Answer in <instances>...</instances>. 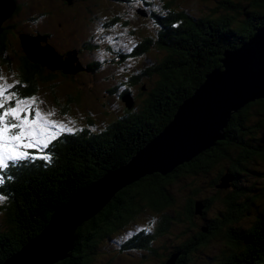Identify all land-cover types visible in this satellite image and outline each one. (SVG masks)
Segmentation results:
<instances>
[{"label":"trees","instance_id":"16d2710c","mask_svg":"<svg viewBox=\"0 0 264 264\" xmlns=\"http://www.w3.org/2000/svg\"><path fill=\"white\" fill-rule=\"evenodd\" d=\"M8 1L7 18L0 21V43L5 47L13 42L12 35H18V30L26 38L36 37L39 41L48 39L55 32L50 25L33 35L26 32L19 19L14 21L13 17L21 13L23 16L29 6L19 0ZM113 1L131 6L133 14L138 11L140 18L152 24L148 30L143 23L147 35L138 27L134 31L136 35L130 34L139 38L140 46L132 44L126 52L135 47L139 69L125 73L129 68L116 64L112 70L124 72L122 77L129 81L123 78L114 80L112 74H105V71L98 70L93 74L92 70L99 68L98 63L81 61L79 54L83 52L84 56L85 52L98 48L101 40L95 46L71 47L65 59L73 56L70 64L78 66L71 72L59 67L51 69L33 60L24 47L22 55L17 58L14 54L12 56L16 61V73L14 77L9 75L14 79L13 87L6 92L18 91L20 98H30L32 93L42 92L44 101L48 100L54 113L69 122L68 129L71 131L67 130L72 134H57L40 155L0 169V206L4 209L0 215V262L33 238L46 225L53 209L66 202L74 191L122 165L147 139L155 136L169 122L178 105L201 83L207 69L217 66L221 51L237 49L264 26V0H203V4H213L195 6V9L201 10L200 14H205L198 17L187 12V2H179V5L175 2L178 7H172L173 2L178 0ZM85 10L86 16H89L90 9L85 7ZM44 12H35L27 19L30 18L35 25L38 22L40 28L43 14L49 19L57 16ZM68 15L73 17L71 13ZM208 15L211 19L205 18ZM99 17L104 30L108 25L126 34L129 27L126 12ZM86 20L92 22L91 18ZM126 24L128 27L124 28ZM154 25L160 27L154 30ZM212 26L216 30L215 50L208 49L209 43L203 38L209 35ZM166 35L174 47L189 45L190 39H197L198 44L192 45L200 47L204 55L216 53L214 60L197 66L198 69L188 67L157 77L150 76V72L159 65V60L145 50H149L151 45L158 47ZM39 41L35 42V47H48L39 44ZM110 45L106 42L107 51H112ZM0 57L11 61L10 54ZM56 57L60 60L58 55ZM110 63L115 64V61L111 59ZM183 64L185 62L181 57H172L169 62L165 59L161 63L162 69L171 71ZM102 66L103 62L100 68ZM99 74L103 75L102 82L106 83L104 89H100L106 93L102 100L96 97L97 85L90 80ZM141 79L140 89L144 99L141 103H134L130 88L134 85L139 88ZM152 81L157 84L156 87ZM121 86L124 88L122 95L129 97V106L115 94ZM54 87L59 94L50 95ZM90 87L94 88L90 91ZM80 95L87 99L86 102L75 104ZM7 104L15 106L13 100L7 101ZM90 104H97L98 108L88 110ZM43 156L50 159L39 158ZM263 160L264 98L240 105L226 120L222 137L200 152L164 174L146 173L117 189L97 212L77 224L71 233L73 242L68 254L52 264H109L110 261L116 264L111 259H105L103 252L96 254L102 244L109 248L111 244L108 242L114 239L117 241L114 246L124 247V252H132L121 264H134V260H139L136 264H168L173 255V264H193L201 254H205L204 247L218 238L230 240L237 250H229L226 258H220L221 261L215 264H264V197L259 199L264 169L256 168ZM248 173H257L253 184L246 176ZM234 178L241 179L242 183H233ZM221 182L226 186L219 187ZM174 189H183L189 194L178 204L174 202ZM239 211L243 217L255 212L260 222L255 217L254 222L238 220L229 223ZM224 225L227 228L225 234L221 231ZM128 235L136 237L132 245L126 239ZM211 237L214 239L209 241ZM142 250L147 257L140 259L138 251ZM208 258L209 264H212L213 256Z\"/></svg>","mask_w":264,"mask_h":264},{"label":"rangeland","instance_id":"374dc122","mask_svg":"<svg viewBox=\"0 0 264 264\" xmlns=\"http://www.w3.org/2000/svg\"><path fill=\"white\" fill-rule=\"evenodd\" d=\"M19 1L22 3H26L30 8L27 7V9L29 10H26L27 12L23 13V16L21 13L19 14L18 17L17 16L13 17V20L15 21L19 19V23L23 25V29H25L26 32L32 33L33 35L37 31H44L45 30L44 28H48V25L52 26L55 29V32L50 37H48V39L42 38L44 41H39V39L37 40L35 37V38H31L29 40V43L27 44L31 46L32 48H37L36 50H41L42 52L41 54L43 55L45 54L47 58L49 59L50 58L52 59L54 56L47 55V53L44 51V48L35 47V44H36L35 42L39 41V44L42 43L43 45H47L51 47L54 51H56L60 60L57 58L52 59L53 61L49 63L50 66L46 65L47 67H51V69L59 67V68H62L65 72H71L75 69L77 70L78 66H75V67L71 66L70 57H67L65 59L71 47L75 46V49H79L78 45H80L81 47L87 46V45L95 46L96 42L101 40V45L98 48H94L90 50V52L84 53L86 56L85 55L83 56V52L79 54V58L82 57L81 61H83L86 64L89 62L95 61L94 58H97L104 62L107 61L106 66L104 65V62H103V66L101 68L95 67L92 70L93 74H95L96 71L98 70L103 71V72L105 71V74L111 73L114 80L123 78L125 81H129L128 78L122 77V73L124 72L132 73V72H135V70L133 69H137V70L139 69L140 61L137 60V55L134 53L135 47L131 48L129 51L126 52V50L129 49V47L132 44H135L138 47L140 46V42H138L139 38L137 36H130V34L136 35L134 31H136V27H138L143 32L144 35H147V31L144 28L143 23L147 25L146 27L148 28V30H150V28L152 27V24L151 22H145L144 19L140 18L137 15V13H139L138 11H136L135 14H133V10L131 6L124 4V3L115 2L113 0H19ZM175 2L178 5H179V2H187V5H188L187 7H189V10H187V12L190 11L192 15H194L195 17L196 16L198 17L200 15H203V16L205 15V14H200L199 11L201 10L198 11V9L194 8L195 6L202 7V5L210 6L211 4H213V2H207L203 4V0H178V1L173 2L172 7H178L175 5ZM181 6L185 8L182 4ZM85 7H88L90 9L89 16H86ZM33 8L39 11H36ZM8 10H9V7L0 11V21L7 18ZM41 11L43 12L45 11L46 13H49V16H53V15H57V16L51 17L50 18L51 20H50L46 14L45 15L43 14L42 18L40 19L41 20L40 23L42 27L39 28L38 22L35 25V22H33L30 18L27 19V17H29L31 14L35 12L41 13ZM120 12L127 13L129 27L127 24L124 27V28L128 27L126 34L123 35L119 29H117L116 27H110L108 25L106 26L107 30H104V26L100 23L101 18L99 16H105L106 14H112V13L119 14ZM70 13L73 15V17H70V15H68ZM88 18H91L92 22L89 20H86ZM205 18L211 19L209 15L206 16ZM54 19H58V20L53 21ZM86 23H87V27L84 28ZM210 23L213 25L212 22ZM159 27L160 25H154V30H157V28ZM100 31L102 32L101 34H99ZM20 32L21 31L18 30L17 31L18 35H12L13 42L8 43L7 47H5L6 45H3L0 43V47L2 48L0 51V55L7 56L8 54H10V57H11V61L8 59H5L4 57H0V76H2L3 78L2 80H0V83L6 82L7 84L12 85V87H13L14 79L11 76L14 77L16 73V70H15L16 61L14 62L12 56L14 54L17 58V56H20L24 53L23 52L24 48L22 49L23 47L22 44L24 43L20 44L19 40L25 36L22 35L23 33H20ZM208 34H209L208 36L203 37V38L206 39L209 43L208 49L215 50V32H214L213 26H212V29L210 28V32H208ZM17 36H19L18 42H17ZM163 39H164V42L162 40L163 43L158 44V47H156L155 45H151L149 50L147 48L145 50L149 52L150 56L155 57L157 60H159V65L150 72V76L157 77L161 74H165L168 71L170 72L182 71L184 70V68L186 69L188 67H195V69H198L197 66L202 65L205 62H210L214 60L216 53L211 52L210 54L204 55L203 50L200 47L196 45H192V43L198 44L197 39H194V38L190 39L189 45H186V46L178 45L176 47L172 46V44L169 43L168 35L164 36ZM46 41H48V43H46ZM183 41L185 42V44L187 43V41H185L184 39H182V42ZM106 42L111 44L110 46L112 48V51H107L105 49ZM28 52L30 53L32 51L28 50ZM38 55L39 54H34L33 52V56L31 55L30 58H32L33 60H36V58L43 57V56H38ZM33 57H35V59ZM138 57L140 56L138 55ZM172 57H181V59L184 60L185 64H183L177 70H173V71L167 68L162 69V65H161L162 61L166 59L169 62L171 61ZM111 59L115 61V64L110 63ZM74 60H76V54H74ZM77 60H78V57H77ZM116 64L118 66L125 65L126 67L129 68V70H126L124 72H119V73L112 71L113 68L116 66ZM215 67L216 66L209 67L206 72L214 69ZM80 76L84 78L83 75H80ZM102 79H103L102 74H99L98 76H92L90 79L93 85H97V87L95 88V92H96L95 94L99 100H102L103 99L102 97H106V93L100 91V89H104L106 85L105 82H102ZM142 81L143 79H141L138 84L139 88H137V85H134L132 89L130 88L131 96L134 99V103H141V101L144 99V95L142 93V90L140 89L141 88L140 84H142ZM152 84L154 85V87H156L157 85L153 81H152ZM43 86L48 87L47 84H44ZM93 88L94 87H90L89 90L91 91ZM195 88H197V86ZM195 88L193 89V92ZM123 89L124 88H122V86L118 87L115 94L118 96V98L121 97L124 100V102L127 104V106H129L130 101L127 99V96L122 95ZM37 92L38 93H32L31 94L32 97L30 98H25V97L20 98L19 96L21 93H19L18 91L14 92L15 96L12 98L14 103L16 102L17 99L31 101V98L33 97L36 98V101L34 104H32L30 111H28L27 113H21V116L27 114L29 119H33L35 118V112L39 110L42 116L45 117L47 121L49 122L48 124L49 133L53 134L54 136L62 132H65V134H68V135L72 134L71 132L67 130L69 122H66L64 119H62L61 116L55 114L52 108L49 106L48 100L45 99L44 101L42 92H39V91ZM12 93L13 92H4L3 97H7L11 95ZM54 94H59V91L57 90L56 87H54L52 89V92H50V95H54ZM78 99L79 100H75L74 103L79 104V105L82 104L81 101L86 102L87 100L85 97H83V95H80ZM5 107H10L7 104V101L5 103ZM94 107L98 108L97 104H95L94 106L90 104L88 110H92L94 109ZM2 112H3V109H0V113ZM53 122L55 123L54 127L52 126ZM61 126H64L63 130H61ZM106 148H109V147L107 146ZM42 149L43 147H34V148L27 149V151L30 153L32 157H36L40 155ZM12 164H14V162L8 163V165H12ZM256 168L258 170H263L264 160L261 161V163L258 166H256ZM246 176L249 177L250 183L253 184L254 183L253 180L257 176V173L256 174L248 173ZM1 181L2 179H0V182ZM246 181H247V178H246ZM226 182H227V179H226ZM232 182L241 184L242 180L239 178L235 180L234 178ZM220 185L221 186L219 187L223 188L226 186V183L223 184L221 182ZM83 188H80L76 191H79ZM261 189L262 190L259 195L260 196L259 199H262V196L264 197V178L262 179ZM188 194L189 193H187L183 189H174L173 190L174 202H177L178 204L181 203L183 198L187 196ZM1 200L2 198L0 197V203H1ZM2 204H4V197H3ZM2 213H4V209L3 207L0 206V215H2ZM255 216H256V213L251 212L245 217H243V214H241V211H239L238 213L235 214L234 218L229 223H232L238 220L245 221V222H254ZM262 218H264V216ZM226 229H227L226 225H224L222 226L221 231H223L224 233ZM213 239L214 238L211 237L209 241ZM108 243L111 244L109 248L103 247L104 244H102L101 249L96 254L98 255L101 252H103L105 254V259H111L116 264L124 263L132 254V252H124L125 251L124 247L114 246L117 243L115 239ZM208 244L209 245L204 247L205 254H201L199 258H197L195 261L192 262L193 264H209L208 256H213L212 264H215V262L221 261L220 258L225 259L226 256L229 254V250L231 251L237 250V248H234L232 246L231 241L226 240L225 238H218V240H213V242H210ZM222 253L224 254V256L222 255ZM137 261L139 260H134L132 263L136 264ZM109 264H113V263L110 261Z\"/></svg>","mask_w":264,"mask_h":264},{"label":"water","instance_id":"95a60500","mask_svg":"<svg viewBox=\"0 0 264 264\" xmlns=\"http://www.w3.org/2000/svg\"><path fill=\"white\" fill-rule=\"evenodd\" d=\"M218 63L155 136L122 165L71 194L53 209L33 238L0 264H52L65 257L72 246V230L117 189L146 173L164 174L220 139L233 111L247 101L264 98V26L237 49L223 51Z\"/></svg>","mask_w":264,"mask_h":264},{"label":"snow or ice","instance_id":"6c2138e0","mask_svg":"<svg viewBox=\"0 0 264 264\" xmlns=\"http://www.w3.org/2000/svg\"><path fill=\"white\" fill-rule=\"evenodd\" d=\"M0 76V80H2ZM12 85L0 83V167H8V162H17L33 159L27 149L34 147H48V142L55 136L49 133V122L42 116L41 112H35V118L29 119L28 115L21 116V113L30 111L36 98L31 101L17 99L15 106L5 107L6 101L12 100L15 93L3 97V93L11 88ZM52 126H55L53 122ZM64 126H61L63 130ZM71 131V129H68ZM45 160L50 159L48 156L39 157Z\"/></svg>","mask_w":264,"mask_h":264},{"label":"bare ground","instance_id":"6f19581e","mask_svg":"<svg viewBox=\"0 0 264 264\" xmlns=\"http://www.w3.org/2000/svg\"><path fill=\"white\" fill-rule=\"evenodd\" d=\"M9 7V1L8 0H0V11L3 10V9H6ZM29 40L28 38L26 37H23L22 39H20V43H24L22 44V46L24 47V50H26L28 52L29 51H32L30 52V54L33 56V52L34 54H39L38 56H43L42 58H36L37 61L47 65V66H50V62L53 61L52 59L54 58H57V53L52 50L51 47H47V48H44V51L47 53V55H53L54 57L51 59L47 58V56L44 54H41V50H36L37 48H32L31 46L27 45L29 43ZM31 43V41H30ZM32 48V49H30ZM50 51V52H49ZM29 52H28V55H30ZM30 55V56H31ZM35 59V57H33ZM71 59H73V56L71 57Z\"/></svg>","mask_w":264,"mask_h":264},{"label":"flooded vegetation","instance_id":"af4514ba","mask_svg":"<svg viewBox=\"0 0 264 264\" xmlns=\"http://www.w3.org/2000/svg\"><path fill=\"white\" fill-rule=\"evenodd\" d=\"M216 30H214V32H215ZM227 39V38H226ZM56 52V51H55ZM217 66H219V63H217ZM256 217V219H258L257 220V222H260L259 221V217L256 215L255 216ZM255 221V220H254ZM138 234H140L139 232H138ZM139 236H141V235H139ZM138 237V236H137ZM126 239H127V241L132 245V243L134 242V239H136V237L134 236V235H132V236H126ZM166 241V240H165ZM238 240L236 239L235 240V242H237ZM139 252V254H140V259L141 258H145V257H147V255H146V252H143V250L142 251H138ZM177 256V255H176ZM173 262H174V260H173ZM173 262H172V264H173ZM147 264H150V263H147Z\"/></svg>","mask_w":264,"mask_h":264},{"label":"clouds","instance_id":"9594fccd","mask_svg":"<svg viewBox=\"0 0 264 264\" xmlns=\"http://www.w3.org/2000/svg\"><path fill=\"white\" fill-rule=\"evenodd\" d=\"M44 47V46H43ZM235 49V48H234ZM225 50H229V49H225ZM224 50V51H225ZM223 51H221V53H222ZM221 53H220V56H221ZM94 60L98 63V67L100 68V64L102 63V62H104V61H102V60H99V59H97V58H94ZM202 82V81H201ZM127 98H129L128 96H127ZM149 139H151V138H149ZM149 139H147V141L149 140ZM1 168H3V167H0V169ZM0 179H2L1 178V174H0Z\"/></svg>","mask_w":264,"mask_h":264}]
</instances>
